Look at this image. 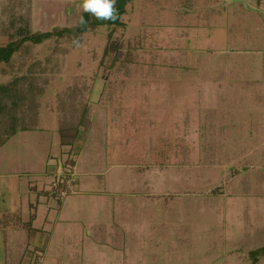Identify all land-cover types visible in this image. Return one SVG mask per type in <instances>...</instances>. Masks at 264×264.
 Instances as JSON below:
<instances>
[{
    "label": "rangeland",
    "instance_id": "374dc122",
    "mask_svg": "<svg viewBox=\"0 0 264 264\" xmlns=\"http://www.w3.org/2000/svg\"><path fill=\"white\" fill-rule=\"evenodd\" d=\"M81 4L0 0V46L19 45L0 62V84H13L0 100V166L55 203L85 182L70 211L109 222L106 242L125 252L87 264H264L261 52L251 65L228 45L244 40L219 43L213 0H130L122 25L59 34ZM59 172L76 178L63 200L52 194Z\"/></svg>",
    "mask_w": 264,
    "mask_h": 264
},
{
    "label": "crops",
    "instance_id": "0c3cea01",
    "mask_svg": "<svg viewBox=\"0 0 264 264\" xmlns=\"http://www.w3.org/2000/svg\"><path fill=\"white\" fill-rule=\"evenodd\" d=\"M213 8L212 32L215 28L219 43H229L231 39L234 41L237 38L238 42L244 40V44H228L232 48L231 54L237 57L240 52H246V62L250 61L252 65L254 59L259 57L255 55L256 52L260 51L264 66V0H213ZM236 16L239 19L234 24ZM229 19L231 26L228 25ZM236 26L242 34L228 37V30L233 31L237 29ZM255 43L259 45H253ZM213 50L212 54L215 52ZM241 57L240 63L244 60L243 55ZM260 76L256 78L260 79L264 87V78ZM45 130L37 131L43 132L40 134L43 138H48ZM59 139L58 134L54 136L56 143H59ZM23 174V170H7L0 166V251L4 258L1 264H27L31 257L40 255L43 257L41 264H64L66 258L78 256L81 258L80 264H87L84 258L124 255L121 248H114L106 242L110 233L109 222H88L70 211L72 206L75 207L79 202L83 204L81 199L89 196V190L84 187L85 182H80L78 193L68 200V204L62 201L55 203L41 188L24 184L28 179ZM73 198L78 200L74 201Z\"/></svg>",
    "mask_w": 264,
    "mask_h": 264
},
{
    "label": "trees",
    "instance_id": "16d2710c",
    "mask_svg": "<svg viewBox=\"0 0 264 264\" xmlns=\"http://www.w3.org/2000/svg\"><path fill=\"white\" fill-rule=\"evenodd\" d=\"M129 1L130 0H116V9L118 12V17L115 20H98L89 13H83L82 16L84 18L85 23L81 24L79 21V23L75 27L63 28L62 30H59L58 33L59 34L73 33V34L80 36L81 34L86 32L91 26H99V25H104V24L122 25V22L120 21V16L122 15V13L125 12V7ZM52 35H53L52 32L46 31V32H40L38 34H33V35L29 36L28 39L32 40L34 43H40L44 39L50 38ZM18 47H19V45L14 43V42H10L9 44H7L5 46H0V62H9L11 60L12 56L14 55V53L18 50ZM12 85L13 84H11V83L0 84V100H3V101L7 100V98L11 94ZM21 129L22 130H29V129H33V128L23 127ZM17 132L18 131L16 128L13 129L9 134L10 138L13 135H15ZM63 143L69 144V142H67L66 140H64ZM252 253L254 255L255 253H257V251H253Z\"/></svg>",
    "mask_w": 264,
    "mask_h": 264
},
{
    "label": "clouds",
    "instance_id": "9594fccd",
    "mask_svg": "<svg viewBox=\"0 0 264 264\" xmlns=\"http://www.w3.org/2000/svg\"><path fill=\"white\" fill-rule=\"evenodd\" d=\"M81 9L98 20H115L118 17L116 0H82ZM80 23H85L83 16L80 17ZM73 44L81 46L79 39H74Z\"/></svg>",
    "mask_w": 264,
    "mask_h": 264
},
{
    "label": "built area",
    "instance_id": "2783aa9c",
    "mask_svg": "<svg viewBox=\"0 0 264 264\" xmlns=\"http://www.w3.org/2000/svg\"><path fill=\"white\" fill-rule=\"evenodd\" d=\"M75 180L76 178L73 174L68 177L64 173L59 172L56 179L54 180V186L56 188L54 189L53 187L52 194L63 200L68 196L69 191L72 189V184Z\"/></svg>",
    "mask_w": 264,
    "mask_h": 264
}]
</instances>
